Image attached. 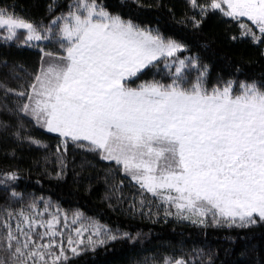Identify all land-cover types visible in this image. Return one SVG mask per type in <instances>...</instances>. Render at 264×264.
I'll return each mask as SVG.
<instances>
[{"label": "snow or ice", "instance_id": "snow-or-ice-1", "mask_svg": "<svg viewBox=\"0 0 264 264\" xmlns=\"http://www.w3.org/2000/svg\"><path fill=\"white\" fill-rule=\"evenodd\" d=\"M189 3L201 15L192 17L194 26L218 12L238 26L239 38L264 45V0ZM14 9L0 7V39L25 45L54 40L59 46L56 54L40 49V65L19 91L0 84L5 95L17 96L18 117L24 114L57 134L65 151L71 141L114 162L142 197L149 193L159 201L165 218L204 227L264 224V81L218 77L209 87V66L198 55H179L188 51L186 44L113 13L103 0H71L47 26ZM20 30L26 31L23 39ZM161 63L169 82L156 79L157 73L141 80ZM134 80L140 82L132 86ZM23 127L21 122L16 137ZM60 166L65 167L62 158ZM0 178L8 185L19 177L13 171ZM11 195L23 199L15 189ZM39 199L43 208L33 198L27 210L6 211L0 264H71L86 248L121 238L108 228L85 227L79 210L70 224L67 212ZM139 205L145 215L143 198ZM131 208L135 212L136 205ZM122 237L135 239L128 232ZM162 264L189 262L165 256Z\"/></svg>", "mask_w": 264, "mask_h": 264}, {"label": "trees", "instance_id": "trees-1", "mask_svg": "<svg viewBox=\"0 0 264 264\" xmlns=\"http://www.w3.org/2000/svg\"><path fill=\"white\" fill-rule=\"evenodd\" d=\"M103 2L113 13L131 18L141 26L158 28L164 36L186 44L188 51L179 55H198L209 66V87L218 77L264 81V45L239 38L240 29L231 18L210 12L196 27L192 17L201 19V15L189 0ZM69 3L71 0H0V7L15 5L17 15L47 26L61 11L67 10ZM50 4H54L52 9ZM20 31L23 39L25 32ZM41 48L59 52L54 40L25 45L17 40L0 39V84L19 91L21 84L30 83L41 62ZM153 73H157L156 79L169 82L163 63L159 70L152 69L141 76V80L152 79ZM139 82L134 80L132 86ZM17 100L14 92L5 95V89L0 87V174L14 171L19 177L8 185L0 178V223L8 219L6 211L21 207L27 210L33 198L43 208L39 199L42 197L51 200L52 208L58 206L62 214L67 212L70 224L72 214L79 210L85 216L81 222L85 227L108 228L121 236L95 250L86 248L71 264H162L165 256L183 257L189 264H264V224L245 228L211 224L204 227L174 216L165 218L164 208H157L159 201L149 193L142 197L138 185L122 169H117L114 162L103 161L96 153L71 141L65 151L57 134L34 126L32 119L24 114L18 117ZM21 122L24 127L19 128L18 138L15 132ZM27 137L43 143H31ZM13 189L22 193L23 199L13 197ZM141 198L146 201L145 215L140 214ZM133 204L135 212L131 208ZM149 210L151 216L147 215ZM15 221V216L11 217L13 226ZM124 232L131 233L135 239L123 238ZM88 234L85 233V240Z\"/></svg>", "mask_w": 264, "mask_h": 264}, {"label": "rangeland", "instance_id": "rangeland-1", "mask_svg": "<svg viewBox=\"0 0 264 264\" xmlns=\"http://www.w3.org/2000/svg\"><path fill=\"white\" fill-rule=\"evenodd\" d=\"M0 31L2 32L3 31V29H0ZM24 31V30H23ZM25 33H24V35H26V31H24ZM35 44H37V42H33V43H31V44H28V45H35ZM53 54H56V53H53ZM43 56V55H42ZM174 210V209H173Z\"/></svg>", "mask_w": 264, "mask_h": 264}]
</instances>
